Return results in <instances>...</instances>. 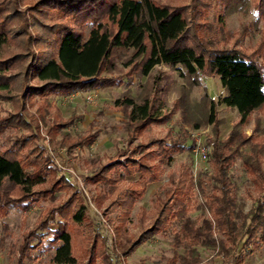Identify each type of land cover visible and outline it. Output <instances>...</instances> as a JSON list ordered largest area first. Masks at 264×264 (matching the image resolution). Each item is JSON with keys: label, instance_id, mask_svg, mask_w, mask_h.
<instances>
[{"label": "trees", "instance_id": "16d2710c", "mask_svg": "<svg viewBox=\"0 0 264 264\" xmlns=\"http://www.w3.org/2000/svg\"><path fill=\"white\" fill-rule=\"evenodd\" d=\"M250 5L255 22L242 26L237 34L228 32L226 17L245 13ZM212 13L216 26L209 21ZM258 22H264V0H176L172 4L155 0H0V98L14 107V113L0 119V137L10 130L29 131L15 138L8 149L0 150V220L12 207L28 211L44 202L53 203L57 194L68 195L42 212L35 226L21 235L16 264H120L148 240L169 230L174 252L167 264H199L198 248L215 247L216 231L234 250L244 240L255 249L264 244V137L259 136L264 134V126L257 120L255 136L245 137L237 130L252 114L264 116V39L251 50L237 44ZM123 58L125 73L117 64ZM160 64L177 68L193 80L218 77L224 90L219 102L236 109L239 120L221 141L213 99L205 94L202 102L190 104L181 91L173 108L194 117L184 123L192 129L213 127V137L204 139L211 173L208 178H194L188 165H181L178 175L168 173V184L155 195L151 209L140 208L134 230L130 225L135 205L150 185L161 181L175 156L192 152L191 136L183 130L176 138L170 135L166 140L152 139L132 149H119L87 177L90 184L100 187L95 202L104 207L112 230L109 248L106 237L87 217L85 198L68 178L56 175L50 156L37 145L39 127L44 124L51 140L59 137L69 149L90 147L96 135L73 137L67 131L73 119L64 120L48 99L130 86L134 76L148 77ZM32 80L38 84H31ZM191 83L192 87L196 81ZM36 97L41 107L31 117L35 120L32 126L26 103ZM115 105L123 113L128 142L154 124L167 123L174 114L155 111L148 95L135 98L126 92ZM242 147L248 151H239ZM238 160L252 189L248 190L252 207L246 215L237 211L230 174ZM45 184L48 187L42 188ZM194 190L201 202L191 201ZM193 211H199L198 218L191 219ZM52 226L56 230H50ZM220 244L221 252L231 260L224 243ZM49 252H53L49 260L39 259Z\"/></svg>", "mask_w": 264, "mask_h": 264}, {"label": "rangeland", "instance_id": "374dc122", "mask_svg": "<svg viewBox=\"0 0 264 264\" xmlns=\"http://www.w3.org/2000/svg\"><path fill=\"white\" fill-rule=\"evenodd\" d=\"M155 1L160 4H172L176 0ZM23 8L21 6V9ZM254 20L255 12L250 5L245 13L236 12L228 15L225 19V29L231 34H237L242 26L247 23L251 24L255 22ZM209 21L216 26L213 13L210 15ZM260 38L264 39V22H258L256 27L251 26L248 35L237 44L251 50L256 46ZM233 42L234 38L228 41L226 46L230 47ZM123 61L124 58L118 61L117 64L118 69L125 73L128 69L122 67L121 62ZM192 81H196V83L191 87ZM30 83L36 85L38 81L32 80ZM183 90L190 104H199L205 94H208L213 99L216 118L220 122L218 139L221 141L225 140L239 120V115L236 109L226 107L219 102L224 96V90L219 78L199 76L193 80L182 76L177 68L173 69L163 64L154 67L148 77L134 76L131 79L130 86L122 85L120 87L78 92L67 97L51 96L48 99L60 111L64 120L73 119V122L67 128V131L73 137H86L89 134L96 135L90 147L69 149L62 146L63 141L60 142L59 137L51 140L47 134V127L44 124H40L38 133L40 139H38L37 145L41 146L45 154L50 156L56 175H63L68 178L67 180L85 198L87 217L94 227L106 237V245L109 248L112 243V230L106 216L103 214L104 207L99 208L95 202L100 187L90 184L86 178L97 172L100 165H104L114 158L119 149L125 147L132 149L139 143L148 144L152 139L166 140L170 135L176 138L177 134L183 130L191 137L195 132H204L206 137H213L212 126L203 125L198 129H192L184 123L189 120L188 117L191 115L188 112L181 113L180 110H174L173 106L179 100L178 98H180ZM126 92L131 93V96L135 98L148 95L155 111L157 110L161 115L174 113L172 118L167 123L154 124L141 137L134 136L128 142V136L124 131L125 119L123 113L115 105V102L122 98V95ZM2 94L0 92V95ZM40 107L41 100L38 97L30 99L26 103L28 120L32 123V126L35 125V120L31 117L36 116V112ZM10 113H14L13 105L0 98V119ZM191 118L194 120V117L191 116ZM257 120H260L259 126L262 128L264 126V116L254 113L250 116L247 124L237 129L238 132L245 137L255 136L254 130L257 128ZM27 134H29L28 130H10L5 132L0 137V150L8 149L15 138ZM259 136L264 137V134H259ZM190 144L191 141L188 142V145ZM239 151L247 152L248 147H242ZM181 165L191 166L194 178L199 175L203 178H208L211 173L209 163L195 158L192 152H185L175 156L172 165L166 169L161 181L150 185L144 198L135 205L130 225L132 230H134L133 225L140 208H144L146 211L151 209V201L155 195L161 194L162 189L168 184L167 174L174 173L178 175ZM230 174L235 185L237 211L242 213V215H246L252 207V201L248 193V190L252 189L240 160L230 170ZM46 187H48V184L42 186V188ZM67 196L66 193L57 194L53 203L44 202L41 205L31 207L28 211H22L17 207H12L9 210L8 216L0 220V264H16L15 251L20 243L21 235L35 226L42 212H46L51 207L63 202ZM191 201L201 202L196 190L191 196ZM114 216L111 215L110 217ZM198 216L199 211H193L190 214L191 219H196ZM237 223L241 224V221H237ZM50 230H56V227L52 226ZM84 231H86V228H84ZM259 237L260 235L258 234V241ZM213 239L216 242L215 247L198 248L201 254V262L199 264H264V244L255 249V247L247 244L244 240L234 250L233 246L219 232L216 231L214 233ZM220 241L224 243V248L231 254V260L221 252ZM173 252V235L171 230H169L163 235H156L148 240L133 254L121 260L120 264H167ZM52 254L53 252H49L41 255L39 259L49 260ZM33 255L37 256V253Z\"/></svg>", "mask_w": 264, "mask_h": 264}, {"label": "built area", "instance_id": "2783aa9c", "mask_svg": "<svg viewBox=\"0 0 264 264\" xmlns=\"http://www.w3.org/2000/svg\"><path fill=\"white\" fill-rule=\"evenodd\" d=\"M205 137L204 132H195L192 134L191 141L193 144L192 153L195 158L207 162L209 148L204 143Z\"/></svg>", "mask_w": 264, "mask_h": 264}]
</instances>
